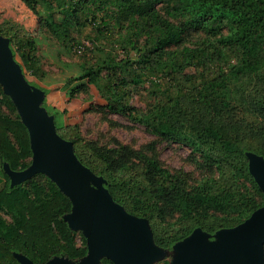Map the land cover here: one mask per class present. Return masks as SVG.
I'll return each mask as SVG.
<instances>
[{"label": "trees", "instance_id": "16d2710c", "mask_svg": "<svg viewBox=\"0 0 264 264\" xmlns=\"http://www.w3.org/2000/svg\"><path fill=\"white\" fill-rule=\"evenodd\" d=\"M40 28L72 52L85 28L92 47L78 58L75 78L87 80L106 108L145 125L163 139L188 144L216 175L190 185L156 158L120 142L89 141L79 125H59V136L101 177L113 200L147 220L157 246L172 250L194 230L214 235L245 222L264 206L248 153L264 158V0H21ZM208 35L202 43L194 33ZM23 70L41 77L36 37L18 26L9 37ZM149 79L146 108L132 104L133 89ZM0 98L17 110L0 83ZM12 136L15 142L12 140ZM28 127L0 110V161L13 171L31 165ZM0 186V264L54 257L77 261L87 239L65 216L72 201L52 179ZM167 208L178 212L168 221ZM10 216V221L2 214ZM102 264H115L103 257ZM153 264H171L168 259Z\"/></svg>", "mask_w": 264, "mask_h": 264}, {"label": "water", "instance_id": "95a60500", "mask_svg": "<svg viewBox=\"0 0 264 264\" xmlns=\"http://www.w3.org/2000/svg\"><path fill=\"white\" fill-rule=\"evenodd\" d=\"M9 47V39L0 36V83L28 127L34 155L32 164L23 171H13L7 165L12 184H20L15 177L22 181L45 172L69 196L73 207L65 220L73 230H83L87 239L88 254L80 259L85 261L82 264H102L103 257L115 264H148L147 256L153 251L150 245H157L147 220L129 214L113 200L105 186L100 190L89 188L91 179H103L80 163L71 141L58 135L53 119L39 108L37 98L30 95ZM247 155L250 171L264 192V158L251 152ZM117 213L124 219L120 220ZM205 233L196 229L178 242L173 247L178 250L173 264H239L237 256L240 254L246 255L247 264H263L264 206L240 225L218 231L219 239L215 242L206 241ZM16 257L22 264H38L23 254ZM58 258L54 257L47 264Z\"/></svg>", "mask_w": 264, "mask_h": 264}, {"label": "rangeland", "instance_id": "374dc122", "mask_svg": "<svg viewBox=\"0 0 264 264\" xmlns=\"http://www.w3.org/2000/svg\"><path fill=\"white\" fill-rule=\"evenodd\" d=\"M18 26H24L36 37L38 63L44 75L34 76L23 70L18 56L12 55V58L20 67L30 95L37 98L39 108L49 118H52L54 123L56 121L59 125L78 124L82 136L89 141H97L105 145H114L120 142L134 150L143 151L156 158L173 173L185 176L190 185H196L211 175L217 176V171H212L208 167L209 163L188 144L158 137L145 125L134 122L122 113L111 112L106 108V100L101 96L97 87L89 84L87 80H77L72 84H67L69 78L77 76L78 58L81 55L79 50L83 52L86 47H92L89 27L84 29L73 51L68 52L50 33L40 28L38 18L21 0H0V36L9 39ZM206 38L208 35L199 31L194 33L193 39L195 43L200 44ZM9 52L11 53L10 47ZM144 79V82L133 89L132 98V104L141 108L147 107L149 96V79L147 77ZM0 110L4 116L12 119L20 116L18 109H9L1 98ZM12 140L15 142L13 136ZM33 160L34 155L30 158L31 164ZM6 169L7 164L2 165L0 161V186L4 180L3 171L6 172ZM33 178L45 187L48 185L47 179H51L45 172H38L22 181L18 177H15L14 180L24 184ZM88 185L89 188L98 190L104 186L103 180L96 178L91 179ZM2 214L10 221V216L5 212ZM177 215L176 210L167 208L168 221L174 220ZM76 231L79 232L76 239L77 244L81 245V234L85 236V233L81 229ZM203 235L206 241L215 242L219 239V233L213 236L206 233ZM150 247L153 251L151 255L147 256L148 264L164 259H168L173 264L178 254L177 248L165 250L153 244ZM99 256L102 257V255ZM18 257L23 259L21 255ZM83 262L60 257L52 260L50 264H82ZM237 262L247 264L246 255H238Z\"/></svg>", "mask_w": 264, "mask_h": 264}, {"label": "bare ground", "instance_id": "6f19581e", "mask_svg": "<svg viewBox=\"0 0 264 264\" xmlns=\"http://www.w3.org/2000/svg\"><path fill=\"white\" fill-rule=\"evenodd\" d=\"M84 180L87 181L88 179H85V177H84ZM89 182H90V181H88V183H89ZM117 216H118V218H119L120 220L124 219V217L122 216V214L120 215V213H117Z\"/></svg>", "mask_w": 264, "mask_h": 264}]
</instances>
